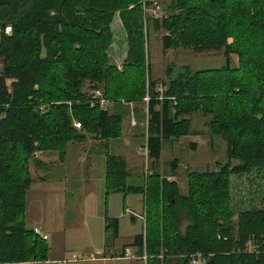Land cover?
<instances>
[{
  "label": "trees",
  "instance_id": "1",
  "mask_svg": "<svg viewBox=\"0 0 264 264\" xmlns=\"http://www.w3.org/2000/svg\"><path fill=\"white\" fill-rule=\"evenodd\" d=\"M166 9L167 18L152 21L142 0H0V264L48 258L46 241L25 226L30 157L42 149L64 153L69 140L83 139L73 121L106 144L110 133L120 136L121 117L83 93L86 82L109 103L146 99L151 168L164 145L193 135V113L208 117L210 134L226 144L216 174H187L184 196L154 173L144 186L127 185L125 162L107 156L106 195H143L144 233L131 245L146 264H189L196 256L201 264H264V209L240 211L234 224L228 192L229 176L264 173V0H175ZM116 13L127 41L120 69L107 54ZM151 29L164 33L163 51L223 49L226 63L211 71L182 66L174 77L168 68L167 82L153 80L145 60ZM106 230L115 238L118 220Z\"/></svg>",
  "mask_w": 264,
  "mask_h": 264
},
{
  "label": "rangeland",
  "instance_id": "2",
  "mask_svg": "<svg viewBox=\"0 0 264 264\" xmlns=\"http://www.w3.org/2000/svg\"><path fill=\"white\" fill-rule=\"evenodd\" d=\"M153 1L156 2L157 9L154 11L152 6L144 14L152 21H161L162 18H167L166 8L175 0ZM153 11L159 17H154ZM118 15L119 13L115 14L110 25L113 39L107 54L110 64L120 69L127 58V41ZM163 35L162 31L151 29L149 32L145 60L147 64L148 59L153 80L167 82L168 78L165 71L168 68L171 70L170 73L172 72L171 77H174L182 66H188L192 71H211L223 67L226 63L223 49L192 50L179 46L176 49L163 51L160 42ZM237 60L235 55H230V66L237 67ZM1 68L2 65L0 64V70ZM82 92L91 95L94 99H103L106 102L104 108L108 110L110 115L121 117L120 136L117 137L110 133L112 137L106 144V140H99L94 134L85 132L82 127L74 128L76 135L84 136L83 139L75 137L69 140L64 145V153L61 154L56 149H42V152L30 157L28 166L31 183L41 185L40 181H65L66 198L64 202L53 196L54 204L50 206L49 210L54 211L55 214L62 212L66 216L68 224L77 222L76 219L80 214L78 207L81 202L84 210L83 214L87 216H90L93 209H97L99 206L102 212L107 209L109 215L124 216L121 220L123 236L121 243H124L126 236L131 235L134 231L142 232L144 222L136 220L135 224L132 225L129 219L131 214L124 212V209L128 208L136 214H144L145 205L142 194H126L123 204V193H110L106 199L103 195L104 198L99 203L100 188L98 189L97 186L100 185L101 190L104 189V186L102 180L96 179L102 178V172L104 175L103 167L105 168V162L109 155H115L125 162L128 172L127 185L144 186L148 176L154 173L159 178L165 177L169 181L176 182L181 196L186 195L187 192V174L205 171L216 174L218 172L216 167L226 161L225 141L221 137L210 134L207 125L209 118L197 112L188 117L193 135L175 139L170 146L164 145L159 161L154 162L151 168L152 163L148 160L144 142L147 131L144 129L146 119L145 115H142L146 99L137 103L124 99L109 103L102 97L100 91L98 92L101 98L98 97V93H95L96 91L90 90L87 82L84 84ZM117 106H120L121 109H118ZM136 114H139V117H136ZM74 124L79 123L73 121ZM193 144L195 148L192 149ZM82 181L91 182L80 185L84 183ZM228 192L234 212L231 222L236 224V213L245 210L264 209V173L262 171H252L248 175L229 176ZM33 198L34 194L30 192L27 199L28 214L32 209ZM57 201L64 203V212L62 206L57 205ZM27 227H30V225L27 224ZM108 235L111 234L108 233ZM62 238V234L54 233L50 236L47 244L59 246L62 243ZM64 239L68 243V252L74 254L83 253V249L86 247L99 245V237L93 238L90 236L88 238V235L84 236L81 230L66 233ZM253 247L251 244L248 246L249 250ZM135 254L140 255L138 252H135ZM167 264H180V259L170 258Z\"/></svg>",
  "mask_w": 264,
  "mask_h": 264
},
{
  "label": "crops",
  "instance_id": "3",
  "mask_svg": "<svg viewBox=\"0 0 264 264\" xmlns=\"http://www.w3.org/2000/svg\"><path fill=\"white\" fill-rule=\"evenodd\" d=\"M96 180H102L104 186L103 172L102 178H98ZM82 182L84 183L80 185H86L88 183L87 181ZM39 183L42 184L37 185L32 182L26 192L25 226L27 227L28 224L30 225V227H27L28 229L33 230L34 228H37L41 230L42 234L47 236L46 244L50 240V236L54 233L59 235L62 234L63 238L62 243L59 246L47 244L49 247L47 260L43 262H27L24 264H146V256H137L135 254V252H138L137 248L131 245L135 236L144 233L143 226L145 228V224L142 225L141 233L138 230L134 231L131 235L126 236L124 243H121V239L123 238L121 232V220H123L124 216L109 215L108 210L104 209L102 212V210H100V206L97 209L94 208L92 214L87 216L83 214L84 210L81 202L78 207L80 214L76 219L77 222L68 224V222H66L67 218L62 214V212L55 214L54 211L49 210L50 206H53L54 204L53 196L64 202L66 198L64 189L65 181H40ZM97 187L98 189L100 188V203L104 197L105 199L107 198V195L105 193V188L101 190L100 185ZM30 192L34 194V198L32 201L31 212L28 214L27 199ZM62 201L61 203L57 201V205H61L64 212L65 206ZM104 203L106 204L107 202L105 201ZM124 212L131 214L133 217V219H131V216L129 217L132 225L135 224L136 220L144 222V214H136L128 208L124 209ZM113 219L118 220V230L115 238L112 235H108L109 232L106 230L107 221ZM74 230H81L84 236L88 235V238L90 236L93 238L99 237V245L86 247L83 249L84 252L81 254L68 252V243L64 237L66 233ZM142 257H145V259Z\"/></svg>",
  "mask_w": 264,
  "mask_h": 264
},
{
  "label": "built area",
  "instance_id": "4",
  "mask_svg": "<svg viewBox=\"0 0 264 264\" xmlns=\"http://www.w3.org/2000/svg\"><path fill=\"white\" fill-rule=\"evenodd\" d=\"M142 2H143L144 13H147V11L149 10V9H146V7H145L146 2H150L152 4V6L154 7V11L157 9L156 2L153 0H142ZM154 11L152 12L154 17H156V18L159 17L158 14ZM10 32H11V28L6 27L4 30V34L9 35ZM95 93H98V95H99L98 91H96ZM98 97L101 98V95H99ZM98 103H99L100 108L105 109L104 107L106 105V102L103 99H99ZM74 126H75V128H80L79 124H76V125L74 124ZM33 233L35 235H37L39 238H41L42 240H44V241L47 240V236L45 234H42V232L39 229L34 228ZM248 246H249V244H248ZM142 258L145 259V257H142ZM189 264H201L200 256H196V257L192 258V260L190 261Z\"/></svg>",
  "mask_w": 264,
  "mask_h": 264
},
{
  "label": "bare ground",
  "instance_id": "5",
  "mask_svg": "<svg viewBox=\"0 0 264 264\" xmlns=\"http://www.w3.org/2000/svg\"><path fill=\"white\" fill-rule=\"evenodd\" d=\"M80 125V124H79ZM75 127V126H74ZM81 127V126H80Z\"/></svg>",
  "mask_w": 264,
  "mask_h": 264
}]
</instances>
